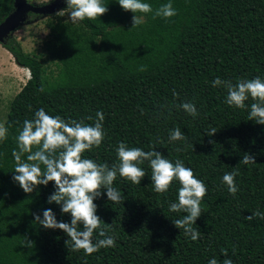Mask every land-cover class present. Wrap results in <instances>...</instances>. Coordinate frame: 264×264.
<instances>
[{
  "label": "trees",
  "instance_id": "trees-1",
  "mask_svg": "<svg viewBox=\"0 0 264 264\" xmlns=\"http://www.w3.org/2000/svg\"><path fill=\"white\" fill-rule=\"evenodd\" d=\"M66 7L0 43V264H264V0Z\"/></svg>",
  "mask_w": 264,
  "mask_h": 264
},
{
  "label": "rangeland",
  "instance_id": "rangeland-1",
  "mask_svg": "<svg viewBox=\"0 0 264 264\" xmlns=\"http://www.w3.org/2000/svg\"><path fill=\"white\" fill-rule=\"evenodd\" d=\"M28 1L32 4L41 5L50 3L53 0ZM67 4L68 0L56 13L41 15L35 21L25 23L14 32V35L20 39L27 52L38 55L54 71H56L55 64L44 49V42L49 37V23L53 15L64 13L68 17L71 15L66 7ZM30 76V70L27 67L18 65L12 54L0 44V137L5 127L11 102Z\"/></svg>",
  "mask_w": 264,
  "mask_h": 264
},
{
  "label": "water",
  "instance_id": "water-1",
  "mask_svg": "<svg viewBox=\"0 0 264 264\" xmlns=\"http://www.w3.org/2000/svg\"><path fill=\"white\" fill-rule=\"evenodd\" d=\"M66 0H53L50 3L36 5L28 0H15L14 10L0 23V43L13 34L18 28L27 23L31 12L39 15H50L56 13Z\"/></svg>",
  "mask_w": 264,
  "mask_h": 264
},
{
  "label": "bare ground",
  "instance_id": "bare-ground-1",
  "mask_svg": "<svg viewBox=\"0 0 264 264\" xmlns=\"http://www.w3.org/2000/svg\"><path fill=\"white\" fill-rule=\"evenodd\" d=\"M3 56V55H2ZM14 63V62H13Z\"/></svg>",
  "mask_w": 264,
  "mask_h": 264
}]
</instances>
